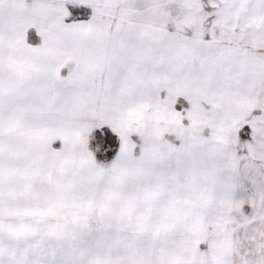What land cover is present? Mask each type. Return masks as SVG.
<instances>
[{
  "label": "snow or ice",
  "instance_id": "6c2138e0",
  "mask_svg": "<svg viewBox=\"0 0 264 264\" xmlns=\"http://www.w3.org/2000/svg\"><path fill=\"white\" fill-rule=\"evenodd\" d=\"M0 264H264V0H0Z\"/></svg>",
  "mask_w": 264,
  "mask_h": 264
}]
</instances>
